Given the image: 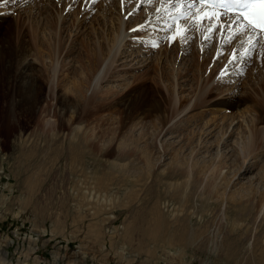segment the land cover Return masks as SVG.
Masks as SVG:
<instances>
[{
	"label": "rangeland",
	"instance_id": "374dc122",
	"mask_svg": "<svg viewBox=\"0 0 264 264\" xmlns=\"http://www.w3.org/2000/svg\"><path fill=\"white\" fill-rule=\"evenodd\" d=\"M21 1L26 3L22 2L20 6L16 0L15 4L10 1L11 6L7 3L0 5V16L8 17L7 21L0 22V41L9 25L14 33L23 22H26L23 29H27V33L38 27L39 38H49L51 42L29 40L30 54L32 52L34 57L37 47L43 50L53 43V35V45L60 46L57 36L60 38L63 30L62 37L67 39V44L60 56L59 68L65 71V75L61 76L62 86L55 95L67 94L72 99V89L77 79L74 73L66 76L69 72L67 68H75L79 64L77 54L78 49H83V39L92 48L99 44L94 37L87 40V34L93 35V31L88 30L93 24H101L95 21L96 16L100 21L104 20L101 17L107 14L105 9L100 11L101 8H98L94 16L89 15L82 20L85 27L81 29L83 32L77 34L80 14H84L81 5V10L77 8L75 12V5L71 10L67 8L68 4L65 6L67 0H54L53 3L47 0ZM56 3L58 6L53 9ZM113 4L109 5L110 8ZM64 8L66 13L62 11ZM68 11L71 12L67 15ZM111 12L112 8L108 13ZM140 12L134 14L135 18L140 16ZM95 27L99 40L112 30L110 23L105 27L100 25V29ZM131 31L134 33L135 29L132 27ZM135 37L127 36L122 40L120 66L113 78L101 84L100 90L121 92L136 83L156 84L153 79L156 73L161 76H155V79L163 91L174 83L177 96L188 98L193 105L196 94L193 95L190 87L195 84L201 86L204 77L211 74L215 65L211 54L204 53L203 49L199 54L198 48L191 42L188 45H191L190 51L182 54V50L177 48L178 58L173 60L170 50L167 52L160 48V53L157 49L153 52L138 42L132 46ZM14 40L17 43L18 37ZM70 46L73 50L66 54ZM132 52L135 53L130 56ZM43 54L45 57L35 56L38 65L36 75L42 69L47 74L50 59L47 53ZM198 54L200 60H197ZM160 55L164 56L161 60L157 59ZM153 60L160 61L159 65ZM188 68L189 76H185L184 81L182 78L179 80V74H185ZM261 73H264V69L250 75L248 80L246 78L247 81L242 82L243 86L235 96H241L243 89L248 90L252 99L258 100L260 110L257 116L264 111V97L259 87L261 80L264 82ZM43 74H40L44 85L42 99L51 103L49 116H55L56 105ZM233 77L235 75L227 81L228 85L237 82ZM244 78L245 75L241 76V79ZM219 79V76L215 77V81L221 84ZM6 83L7 75L0 67V264H264V204L254 208L258 192L264 190L261 175L264 147L257 150V158L252 160L255 162L253 168L250 171L242 170L235 176L241 161L238 162V151L229 143L237 139L238 130L230 136L227 134L228 144L218 146L216 143L221 126L226 128L231 124L230 132L243 123L240 130H245L246 121L240 116L239 109L231 114L226 111L213 114L206 104L194 111L190 108L187 110L189 112H182L168 124V127L177 124L178 128L171 129V132L166 127L158 137L151 135L153 129L145 125L148 118L141 123L142 127L139 125L133 131L115 132L116 121L106 112L103 118H93L89 123L81 122L77 137L64 124V129L57 136L46 139L49 135L42 133L44 126H39L35 108L30 109L35 118L26 113L20 116L17 111L15 114L20 118L19 122L8 121L10 100ZM218 85L212 93L222 98L230 86ZM182 87L183 91L180 89ZM91 92L92 88L87 93ZM250 110L252 115H244L248 123L255 116L254 110ZM233 117L236 119L233 120ZM209 119L211 123L218 124L212 126L216 129L208 139L211 146L207 151L206 148L200 149L198 139H194L191 132L205 125ZM90 128L95 130V135L90 137L95 138L98 145L94 148L83 141V135L91 133ZM142 129L149 132L146 137H141ZM97 134L99 138H96ZM124 134L139 139L136 141L138 153L119 160V152L124 154L126 151L121 146V137L128 142ZM146 145L154 148L151 153L154 166L150 177L139 174L143 166L140 152ZM197 146L199 149L193 154V147ZM100 147L112 149L111 155L101 152ZM177 154L181 159L202 164L219 160L224 155L227 167L223 175H226V179H214L220 193L209 195L208 190L205 194V185L185 190V178L177 176L180 172L174 159ZM126 164H129L128 168ZM223 195L225 199L221 198Z\"/></svg>",
	"mask_w": 264,
	"mask_h": 264
},
{
	"label": "bare ground",
	"instance_id": "6f19581e",
	"mask_svg": "<svg viewBox=\"0 0 264 264\" xmlns=\"http://www.w3.org/2000/svg\"><path fill=\"white\" fill-rule=\"evenodd\" d=\"M10 1L13 2L14 4L16 3V0H10ZM10 1L8 0L7 4H9ZM18 1L20 2V6L22 2L26 3V1H21V0ZM47 1L52 3L55 2L54 0H47ZM67 1L64 2L65 6L68 4L67 8L70 9L72 8V6L75 5V12L77 8L78 9L80 8L81 10V7L84 10L83 11L84 14L83 15L80 14V19L77 24V29H78L77 34L83 32L81 29L82 27H85L82 25V20L88 18L89 15L94 16L98 12V8H101L100 11L105 9V13L107 14L106 15L102 14L101 18H104L103 21H100V18H98L97 16L94 18L95 21H97V23L101 22L100 25H102L103 27H105L107 23H110L112 30L110 34L102 36L101 40H99L98 38H96L95 35V29H96L95 26L99 27L100 25L93 24V22L91 23L93 24V26H91V28L88 30L93 31V35H89L86 33L88 35L87 40L94 37L99 42V44L96 47L92 48L89 46L88 42H86V40L83 39V49H78L79 52L77 54V59L79 64L75 68L66 67L67 70L69 71L67 72L66 76L67 75L69 76L71 73H74L75 78L77 79L76 81H74L75 84L73 85V89H72L73 92L71 94L73 98L71 99V97L68 96L67 94L55 95L57 90L60 89V87L62 86L61 76L65 72V71H61V69L59 68V63L61 58L60 56L63 54L62 52L63 50H65L67 44L66 43L67 39L62 37L64 31L62 30L63 33L62 36L60 35L61 36L60 38L57 36L60 46H58L59 43L57 45L58 47H56V45H53L55 40V35H53L54 36L52 37L53 43H51L48 46H45V49L43 50H41L42 48H38V47L35 49V56L37 58L39 55L41 57H45L43 53H47L48 54L47 57L50 59L49 67L46 69L47 74L42 69L40 70V73L36 75V70L38 69L37 59L35 56L33 57L32 52L30 54V48L28 46L29 40L35 42H42V43H45L47 41L51 42V40H48L49 38H43L45 33H43L44 34L42 36L43 39L41 40V37L39 38V33H37L38 27L33 28L30 33H27V29H23V26H25L26 22L19 24L16 33L13 32L12 26L9 25L8 26L9 28L5 30L2 39L0 41V67L2 68L3 73L7 75L6 91H8V96L10 100V102L8 103V110H7L8 111L7 118L9 122L11 121L19 122L20 118H18L15 114L17 111L20 112V116L26 113L27 115H29V117L35 118L30 111V109L35 108V111L38 113V117H39V123H40L39 126L40 125L44 126L43 129L44 131L42 130L43 131L42 133H47L49 135V137H46V139L57 136L60 133V130L64 129V124H66L68 128L71 129V132L75 134V137H77L78 132L81 130L79 126L81 122L89 123V121L92 120L93 118L95 120H97V118L99 119L103 118L105 116L104 114L108 112L107 116L112 117L111 119L112 120L114 119L116 121L114 122V124H117L113 128V131L122 132V133H125V131H127L128 129L133 131L135 128L139 127L141 123L145 122L146 118H148V120H146L145 122V125L153 129L154 132H151V135L158 137L160 134L164 133L166 127H168V124L173 119L178 117L182 112L189 110L190 108L191 110L193 109L194 111L198 106L206 104L209 107V112L213 114L221 113L225 111L226 113L231 114L233 110L239 109L238 111L240 116L243 117V120H245L246 122L247 120L246 118H244V115L251 114L252 113V111L250 110L251 108L252 110H254L255 116L250 118L249 123L245 122V130H240L243 123H241V125L237 129L234 128L230 132L228 129L229 126H231V124L227 125L228 127L226 128L225 126H221L219 135L216 138V143L218 146H220V144H228V140L226 139L227 134L229 133L230 136L231 133H235L236 130H238L237 139L229 143L233 145V148H235L236 151H238L237 160L239 163L241 161V163L238 165L236 169L235 176L238 173H240L242 170L250 171L253 168L255 162H253L252 160L253 158H257V154H256L257 150L264 147V136H262L264 134V111L262 110L263 112L257 116V113H259L260 110L258 106V100L252 99V95L248 93V90L243 89L244 92L242 93V95L235 97L240 91V88L243 86V83L239 84L240 83L239 82L236 85H231L230 87H228L225 90L224 97L222 98H217V95L213 94L214 90L217 89L216 85L220 84L215 81L216 76L228 72L229 74L236 73L235 69H232L233 68L232 63L234 62L232 61L231 63H229L228 61L229 55L226 54L225 50H222L221 53L218 54V58L215 62V65L213 69L210 71L211 74H207L204 77V79L201 82V86L198 85L196 86L195 84V86L190 87L194 92L193 95L196 94V99L194 100L193 105L190 104V100L188 98L186 97L182 98L177 96V93L175 92L176 88L174 87L175 86L174 83L173 84L170 83V85L166 87L165 91H163V89L160 86H158L155 79V76L159 78H161V76L160 74H156V73L153 76V79L155 80L154 83L156 84L149 85L144 82H141L138 84L137 83L133 84L131 87L128 86L125 90L123 91L121 90V92H114L111 89L106 91L103 90L105 91L103 92L100 90L101 84L104 81L108 80V78L109 79L113 78L115 70L117 71V68H119L120 66L119 62H121L120 56H121V48H122L121 42L124 38H126L127 36H133V37L136 36L135 38H133V40H135L134 42H132V46H133V45H137L136 42H139L140 38H141V42L145 44V42L149 43V39L155 38L152 37V35L160 36L156 33V31H153L152 29L149 28L150 26L147 15L151 11V8H154V5L147 4L146 1L148 0H142L143 2L141 5L142 8L140 7L139 9H137L136 8L137 0H126L123 2V5H122V0H67ZM111 3H114L113 6H111L113 12L108 13L110 12L111 9L109 6ZM2 4L3 2H1L0 5ZM20 6L18 5L17 7ZM57 6L58 3L54 5L53 9ZM115 10L116 12H114ZM62 11L65 12V8L64 10L62 9ZM70 12L71 11H68L67 15L70 14ZM139 12H140V16L135 18L134 14H137ZM115 14H117L118 16H115ZM76 16L78 18L79 15L77 14ZM128 18L130 19L129 22L127 21ZM7 20L8 17L0 16V22H5ZM113 25H115V28H112ZM132 27L135 29L134 33H132L133 31H131ZM98 29H100V27ZM54 32L55 31L53 30L52 33ZM101 32L104 33V30L102 29ZM192 33H195L197 35V31H194ZM29 35H32L31 39H29ZM15 37H18L17 43L14 40ZM175 37L176 39H178L177 43H173V39ZM179 40L184 42L186 41V37L185 36L182 37L181 35L174 32L169 36L168 41L164 42L163 45L161 44L160 46V48H164V50L166 49L167 52L168 50H170V53L173 54V60L178 58V52L180 50L177 49L180 48L179 47L180 45L178 44ZM193 43L195 44L194 46L196 47V49L198 48L197 51L200 54V46H198L197 39L193 41ZM189 44H190L189 41L188 43L183 44V49L184 52L186 53L190 51L189 47L191 45L188 46ZM204 44H205L204 53L211 54V59H212L213 56H215L216 54V50H215L216 36L206 39ZM212 47L213 49L209 50V48ZM149 49L152 50L153 52L156 50V49H152L151 46H149ZM72 50L73 47L70 46V48L66 50V54H69ZM135 52H132L130 56ZM199 54L197 60H200ZM194 56L195 54L192 56V58ZM163 57L162 55H160L157 57V59L161 60ZM203 61H205V59ZM155 62H158L157 65H159L160 63V61H155ZM228 63H229L228 68L224 72H222L221 71L222 67L224 66V64H228ZM252 66L253 67L249 69L248 77H251L250 75H254L255 74L253 73L254 71L259 72L262 69H264V59H262V62L260 63V60L256 57L253 60ZM204 72L205 71H203V73ZM41 73H44L42 77L46 78L47 81L46 83L47 85H49V91H50L49 93L51 94V99L54 100L56 105L55 116H49L48 108L51 106V103L42 99L43 96L41 95V92L43 90L44 85L40 77ZM163 73L164 72L162 71V74ZM189 73H190V68L187 69V72L185 74L182 73L179 74L180 77L178 76V79L180 80L182 78V81H184L183 78L185 76H189ZM261 74L264 75V73ZM252 86L254 87V90H256L255 85L252 84ZM259 87L263 93V95L261 96L264 97L263 80H261ZM90 88H92V92L88 94L87 92L90 90ZM180 89H182L183 91V87ZM101 94L103 96H101ZM178 95H180L179 91H178ZM260 101L261 103H263L262 98ZM210 119L212 120V118ZM210 119L207 121V123L205 122V125L191 132V135H193L194 139H198L197 145H200V149L206 148L205 150L207 151L210 149L211 146L209 145L208 139L210 135H212L213 131L216 129L213 128L212 126L213 124H218V123H211ZM234 119L236 118L233 117V120ZM177 122L179 121L177 120ZM183 122H185V120ZM262 123L263 125H261ZM216 126L217 128L219 127L218 125H214V127ZM178 127L179 125L177 126V124H174V127L169 126L166 130L170 129L169 131H171V129L173 130V128L176 129ZM90 130H91L90 134L86 133V135H83L85 139L83 141H85V143H88L89 146H93L94 148L95 146L98 145L96 144V141H94L95 138L93 140L90 139V137H93L95 135L94 134L95 130L92 128H90ZM87 131L89 130H86L85 132ZM143 131L141 133V137H143V135L146 137L149 132L147 131V129ZM98 136L99 135L97 134L96 138H99ZM123 136L125 137V139L128 140V142H125L123 137H121L122 138V141L120 140L121 146H123V149L124 148L126 149L125 152L127 153L124 152L123 154L121 152L122 154H120L119 152L117 156L120 157L119 160H124L125 158L127 159L128 156L130 155L133 156L135 153L136 154L138 153L137 150L138 146L136 141H138L139 139H136V137H133V135L130 136L128 134L126 135L124 134ZM151 146L146 145V148L140 152L141 154L140 158L143 162V166H142V172L139 174L144 175L146 177H150L152 175L151 173L154 166V161L151 154L154 148L152 149L153 146L152 147ZM196 149H199L198 146L197 148L193 147L192 150L193 154L195 153ZM100 150L101 152H105V154L108 155H111L112 153V149L109 148L103 149L100 147ZM164 150H166L165 146H164ZM90 151H92L91 148ZM178 156L179 154L175 155L174 157V159L176 160V164L180 170L177 176L179 178L181 177L185 178V180H183L186 186V188H184L185 190L186 189L188 190V188L190 189L197 188L198 186L200 187V185H205L204 187H207V190H205L206 192L204 191L205 194L207 193L208 190H209V195H212L213 193L214 194L220 193L219 192L220 188L216 186V184L214 183V179H217L219 177H221L220 179L223 180L226 179V175H223V170L225 167H227V162L224 159L225 157L224 155H222V157L219 160L215 159L216 161H212V162L202 161L204 162L203 164L196 161L191 162L190 159L185 160L186 158L181 159ZM126 166L128 168L129 164L128 165L126 164ZM261 175L264 178V166L262 167ZM204 187H202V190ZM256 197L257 200L254 206L255 209L258 206L264 204V190L258 192ZM219 198L220 196L218 195V199ZM221 198L225 199V196L223 195ZM154 223L156 226L157 225L156 221H154Z\"/></svg>",
	"mask_w": 264,
	"mask_h": 264
},
{
	"label": "snow or ice",
	"instance_id": "6c2138e0",
	"mask_svg": "<svg viewBox=\"0 0 264 264\" xmlns=\"http://www.w3.org/2000/svg\"><path fill=\"white\" fill-rule=\"evenodd\" d=\"M0 2L7 3L8 0H0ZM202 2L210 3L214 2V0H202ZM226 2L234 4H264V0H226ZM258 42L259 41H257V43Z\"/></svg>",
	"mask_w": 264,
	"mask_h": 264
}]
</instances>
